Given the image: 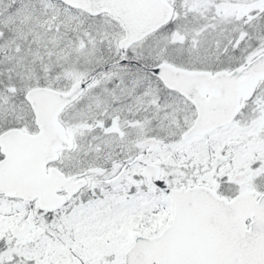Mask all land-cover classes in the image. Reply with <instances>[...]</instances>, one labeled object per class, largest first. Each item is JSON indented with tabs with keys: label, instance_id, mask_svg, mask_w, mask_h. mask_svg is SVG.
<instances>
[{
	"label": "snow or ice",
	"instance_id": "6c2138e0",
	"mask_svg": "<svg viewBox=\"0 0 264 264\" xmlns=\"http://www.w3.org/2000/svg\"><path fill=\"white\" fill-rule=\"evenodd\" d=\"M0 264H264V0H0Z\"/></svg>",
	"mask_w": 264,
	"mask_h": 264
}]
</instances>
